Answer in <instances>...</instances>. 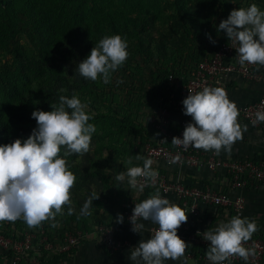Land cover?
<instances>
[{
  "label": "rangeland",
  "instance_id": "obj_1",
  "mask_svg": "<svg viewBox=\"0 0 264 264\" xmlns=\"http://www.w3.org/2000/svg\"><path fill=\"white\" fill-rule=\"evenodd\" d=\"M251 4L263 8L264 0H0V146L26 139L36 127L31 113L51 111L50 105H58L61 95L71 98L76 94L87 103L86 112L92 116L88 123L96 127L90 151L83 157H63L61 149V157L76 176L70 189L73 214L69 215L65 206V216L59 221L43 222L38 228H29L22 219L10 227L3 222L0 235L30 234L35 243L43 230L60 232L67 224L85 222L80 209L93 194L98 196L93 206L110 204L126 184L115 176L125 172L123 166L132 152L125 151L126 135L110 122L114 118L123 121L127 115L142 120L141 107L152 106L146 82L162 55L159 42H163L167 57L159 60L158 66L189 62L226 36L217 28L230 11ZM114 35L127 42L129 55L112 73L110 83L74 74L73 67L103 37ZM160 98L169 102L175 95L170 91ZM107 118L112 133L106 135L102 128ZM53 223L57 226L52 227Z\"/></svg>",
  "mask_w": 264,
  "mask_h": 264
},
{
  "label": "clouds",
  "instance_id": "obj_2",
  "mask_svg": "<svg viewBox=\"0 0 264 264\" xmlns=\"http://www.w3.org/2000/svg\"><path fill=\"white\" fill-rule=\"evenodd\" d=\"M217 30H223L228 40L238 45L235 51L242 67L264 66V11L256 4L233 9L227 19L220 21ZM208 38L215 43L210 36ZM128 55L124 39L119 35L105 36L78 63L76 71L85 80L95 82L100 79L108 84L112 73L124 64ZM182 104L183 114L190 116L192 122L184 127L182 138H172L173 145L214 151L216 155L222 150L230 154L232 145L241 140L247 130L246 125L242 127L238 123L236 104L220 87H204L202 91L187 95ZM50 108L51 111L37 109L31 113L36 127L26 139H15L0 146V223H15L22 219L29 228H38L43 222L54 221L57 215H62L65 206L69 215L74 212L70 189L76 176L69 171L63 157L74 154L83 157L88 153L96 127L88 123L92 119L86 112L88 105L82 103L76 94L71 98L61 95L59 104H52ZM260 122H264V112L258 111L253 124ZM62 148L63 157L60 155ZM135 159L143 160V166L128 167L126 172L117 173L115 179L121 183L127 180L130 188L142 191L158 173L153 170L151 159L139 154ZM127 163L132 164L131 157ZM95 199L98 196L93 194L84 202L81 216L92 214L90 209ZM123 219L117 214L118 223ZM129 219L132 231L136 233L144 228L142 223L137 224L138 219L158 225L151 238L141 240L132 248L131 261L164 264L166 260L175 261L184 256L188 244L179 238L177 229L187 222V215L179 206L161 198L158 191L135 204ZM51 226L57 225L53 223ZM257 230L255 221L234 216L213 231H205L203 239L210 242L205 253L207 259L211 264H224L232 257L247 262L254 251L246 249L243 244Z\"/></svg>",
  "mask_w": 264,
  "mask_h": 264
},
{
  "label": "built area",
  "instance_id": "obj_3",
  "mask_svg": "<svg viewBox=\"0 0 264 264\" xmlns=\"http://www.w3.org/2000/svg\"><path fill=\"white\" fill-rule=\"evenodd\" d=\"M236 47L238 45L226 39L219 43L211 54L198 61L188 73H170L167 76V83L175 99L167 102L159 98L154 105L141 107L139 111L144 115L140 122L151 134L146 137L143 144L139 139L136 140L138 154L151 159L152 168L158 173L156 179L142 191L152 193L158 191L161 198L185 211L187 222L181 225L178 233L179 238L188 244L185 257L210 264L205 255L210 242L205 241L203 237L205 231L213 230L196 224L200 206L231 210L238 216L244 209L245 200L240 194L233 196L231 191L242 190L251 183L257 186L264 185V160L245 157L224 160L214 151L197 150L192 146H177L171 141L173 137L182 138L184 127L192 122L190 116L183 114L182 101L187 95L202 91L204 87H220L225 90L230 77L264 86V67L258 65L242 67L238 62ZM236 106L239 110L238 118L259 130L264 143V122L253 124L255 114L258 111L264 112V93L254 102ZM159 164L175 168L177 172L182 169L203 167L209 173L220 177L223 187H227L228 190L223 189L222 185L198 187L184 184L180 180H170L161 172ZM132 166L142 167L143 160L135 161L130 167ZM140 182H144L143 178H140ZM134 206L135 204H129L122 210L123 220L130 226L132 224L129 218L132 216ZM63 216L65 215H57L55 220L59 221ZM139 221L140 219L137 220V224ZM49 222L45 221L43 224ZM157 228L158 226H154L148 229L151 236ZM94 234L97 243L110 254H114L123 246L131 248L137 246L119 240L113 224H95ZM82 236L71 224L60 228V232L43 230L37 234L35 243L30 234L19 236L18 232H14L8 238L0 235V264H64L81 243ZM12 238L20 240H11ZM243 246L254 251V255L249 256L247 262L239 257H232L224 264H264V239L250 238Z\"/></svg>",
  "mask_w": 264,
  "mask_h": 264
},
{
  "label": "crops",
  "instance_id": "obj_4",
  "mask_svg": "<svg viewBox=\"0 0 264 264\" xmlns=\"http://www.w3.org/2000/svg\"><path fill=\"white\" fill-rule=\"evenodd\" d=\"M264 11V7L260 8ZM264 67V66H260ZM227 97L230 101L236 105L251 103L256 101L263 93L264 86H259L251 83L244 82L242 80L230 77L225 89ZM140 121V120H139ZM238 123L243 127L247 126V130L243 132V138L238 140L232 145L231 153L221 151L219 156L224 160H234L237 158H260L264 160V143L261 140V132L240 118ZM137 161L135 158L132 160V164ZM124 165L125 172L128 167ZM161 172L170 180H180L184 184L192 186H204L213 185L220 186V177L216 174H211L205 168H192L182 169L179 172L175 168L164 166L159 164ZM126 184L121 185L122 192L114 194L110 204L106 206L100 205L91 207V215L86 216L85 222L80 224L72 223V227L81 233L82 241L73 251L72 256L67 258L64 264H136V262L129 259L131 254V247L123 246L114 254H110L103 246L97 243L96 236L94 234V226L97 223L113 224L116 227L117 238L123 242L128 241L138 245L141 240H147L151 238L148 231L149 228L158 226L151 221H145L140 219L139 224L142 223L144 228L139 233L132 231V226L128 225L124 220L122 223L117 222V214L122 215V210L129 204H138L155 193L150 191H140L130 188L125 180ZM221 187V186H220ZM223 189L228 190L227 187ZM233 196L242 195L245 200L244 209L238 216L241 218H248L255 221L258 230L251 236V238L264 239V185H255L253 183L248 184L242 190L231 191ZM199 218L196 224L207 227L214 230L221 223L228 222L232 217L237 216L231 210L222 208H211L200 206ZM78 225V226H77ZM181 226L177 229V235L180 232ZM60 229V228H59ZM164 264H210L205 261L194 260L186 258L185 254L179 260H166ZM243 264V263H236Z\"/></svg>",
  "mask_w": 264,
  "mask_h": 264
},
{
  "label": "trees",
  "instance_id": "obj_5",
  "mask_svg": "<svg viewBox=\"0 0 264 264\" xmlns=\"http://www.w3.org/2000/svg\"><path fill=\"white\" fill-rule=\"evenodd\" d=\"M226 39H228L227 36L223 37L219 42L216 43V45L213 47L212 50H210L208 52H201L198 57L193 58L192 60H190L189 62H185L184 64L176 65L175 67L158 66V63H159L158 61L164 60L167 57V54L165 52L163 53L164 44L160 40L161 42H159V50L162 49V55L157 57V61H156L157 63L155 65L154 69H152L148 72V82H146L148 85H150L149 88H151L150 89L151 93H150V96L148 97L149 105L155 104V102L160 97H164V96H166L167 93H170L169 86L167 83V76L170 73H175V74H179L180 72H184V74L188 73L197 64L198 61L202 60L203 58H205L209 54H211L213 52V50L218 46V44L221 43L222 41L226 40ZM154 41H157V40H154ZM77 67H78V64L73 67L74 74H76L78 77L82 78L81 76H79L78 72L76 71ZM129 111H131V110H129ZM129 116H130V114H129ZM130 117H128V115H127V117L123 118V121H120V119L114 118L115 121H111L110 123L113 126L115 125L116 128H119L123 135H126L123 137V139L125 140L123 142V145H125L124 148L126 149L125 151L132 150L131 154L129 153V155H130V157L134 156V158H135V156L138 155V153H139V147H137V145H136V140L139 139L140 143L143 144L146 137H148L149 134H151V132L148 131L145 128V126L142 125L141 122H139L138 120H133ZM33 120L35 121V119H33ZM107 122H108V118H107V121L103 125V128H102L103 132L106 135L108 132H111L110 127H112L111 124H109ZM1 131L2 130H0V132ZM144 135H145V137H144ZM119 157H121V156H119ZM122 157H124V156H122ZM63 214L65 215V212ZM19 220H21V219H18V221ZM11 225H13V223L7 222V226L10 227ZM0 232L3 233L2 227H0Z\"/></svg>",
  "mask_w": 264,
  "mask_h": 264
}]
</instances>
